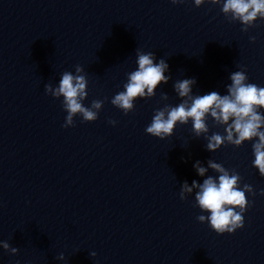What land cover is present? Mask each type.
Masks as SVG:
<instances>
[{"label": "water", "instance_id": "obj_1", "mask_svg": "<svg viewBox=\"0 0 264 264\" xmlns=\"http://www.w3.org/2000/svg\"><path fill=\"white\" fill-rule=\"evenodd\" d=\"M222 2L0 0V241L9 244L0 264H264V176L251 141L210 152L190 122L164 139L145 132L154 109L179 102L177 79L224 94L230 73L246 70L264 86V18L242 24ZM137 48L165 58L171 78L125 114L111 98L137 67ZM77 66L88 80L83 104H103L94 121L77 114L64 127L63 98L44 86ZM208 159L253 188L232 233L197 219L207 215L197 188L180 197L183 181L218 175L192 167Z\"/></svg>", "mask_w": 264, "mask_h": 264}, {"label": "clouds", "instance_id": "obj_2", "mask_svg": "<svg viewBox=\"0 0 264 264\" xmlns=\"http://www.w3.org/2000/svg\"><path fill=\"white\" fill-rule=\"evenodd\" d=\"M184 0H171V3H183ZM199 6L202 0H193ZM216 2V0H214ZM223 12H231L233 18L239 19L242 24L251 23L257 17L264 18V0H223ZM255 40V36H250ZM135 70L128 73L123 90L118 91L111 98V104L123 110L125 114L133 110L138 98H150L156 94L157 86L167 83L171 78L166 75L169 65L165 58H157L153 51L136 49ZM241 69H245L243 65ZM81 66L76 67V74L64 71L61 73L58 85L53 87L45 84L46 93L53 97H62L63 109L66 111L64 127L73 125L74 116L79 114L83 121H94L103 101L94 100L91 106L83 104L87 96L86 76L79 75ZM230 84L225 87L226 93L217 90L203 94L193 93L192 86L196 83L194 77L182 78L174 81L172 88L179 98L176 104H165L153 110L150 122L145 132L164 139L173 134L177 124H191V132L195 137L203 136L206 140L205 149L215 151L224 145L225 141L234 146H240L245 141H251L253 159L251 164L261 176H264V86L249 82L246 70H237L229 75ZM167 99V93H161ZM223 126V133L212 131L208 121ZM115 125V120H109ZM192 167L199 176H204L209 168L218 175H208L202 182L196 179L187 180L181 184L180 197L191 193L197 188L195 201L202 212L199 215L201 222L207 221L210 228L218 234L232 233L244 225V213L250 205L246 192L253 193L250 184L240 187V174L235 170L229 171L222 163L213 159L207 160V165L200 160L194 161ZM264 194V189L260 190ZM0 245L8 248L6 241ZM17 249L13 248L15 252ZM94 254V253H93ZM59 258L64 259L61 253Z\"/></svg>", "mask_w": 264, "mask_h": 264}]
</instances>
